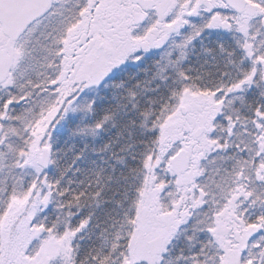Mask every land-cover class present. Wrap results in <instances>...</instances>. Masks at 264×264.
Listing matches in <instances>:
<instances>
[{"label":"snow or ice","instance_id":"6c2138e0","mask_svg":"<svg viewBox=\"0 0 264 264\" xmlns=\"http://www.w3.org/2000/svg\"><path fill=\"white\" fill-rule=\"evenodd\" d=\"M0 264H264V0H0Z\"/></svg>","mask_w":264,"mask_h":264}]
</instances>
